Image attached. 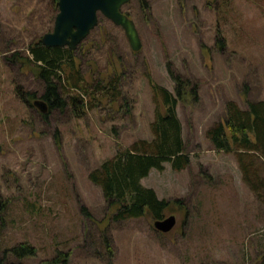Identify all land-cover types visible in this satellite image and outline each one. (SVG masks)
<instances>
[{
    "label": "rangeland",
    "instance_id": "rangeland-1",
    "mask_svg": "<svg viewBox=\"0 0 264 264\" xmlns=\"http://www.w3.org/2000/svg\"><path fill=\"white\" fill-rule=\"evenodd\" d=\"M121 11L134 22L138 51L99 12L74 48L85 80L116 76L120 97L91 99L94 107L80 117L66 105L42 118L22 100L32 92V103L42 92L31 65L6 59L29 56L27 45L51 31L57 7L51 0H0V250L20 242L35 248L5 264L249 263L264 251V201L243 182L235 154L215 150L204 131L222 119L226 100L240 108L264 101V0H129ZM169 70L197 91L175 109L188 165L172 170L164 162L140 179L168 201L163 217L175 219L160 232L149 215L111 220L112 208L87 172L115 150L151 138L148 81L172 91Z\"/></svg>",
    "mask_w": 264,
    "mask_h": 264
},
{
    "label": "trees",
    "instance_id": "trees-1",
    "mask_svg": "<svg viewBox=\"0 0 264 264\" xmlns=\"http://www.w3.org/2000/svg\"><path fill=\"white\" fill-rule=\"evenodd\" d=\"M51 1L56 5L57 0ZM27 50L29 56L21 57L13 52L6 60L31 65L33 74L42 85L39 100L46 105L45 112L40 113L42 118H46L53 108L66 105L70 106L75 117H80L86 108L94 107L92 100L113 102L120 97L116 76L95 83L85 80L79 73L74 50L65 46L44 47L39 39L28 44ZM168 73L174 85L172 91L148 81L154 101L153 117L148 125L151 138L137 139L126 148L115 150L111 157L101 160L87 172V178L99 187L107 207L112 208L109 218L113 221L144 215L152 219L162 218L168 201L158 198L152 188L140 183V179L152 168L162 170L164 162H168L172 170H181L189 163L175 109L178 99L187 95L196 97L197 84L179 73L170 70ZM15 93L23 97L18 89ZM24 95L26 99L22 100L32 106L29 99L34 97L33 93L25 92ZM223 107L222 119L213 122L204 131V136L215 150L235 154L243 182L264 201V101H246L245 107L240 108L234 101L226 100ZM5 206V200L0 199V228ZM102 239L106 251L111 252L108 238L102 236ZM34 253V247L20 242L0 250V264H5L9 256L20 260ZM247 264H264V251Z\"/></svg>",
    "mask_w": 264,
    "mask_h": 264
},
{
    "label": "water",
    "instance_id": "water-1",
    "mask_svg": "<svg viewBox=\"0 0 264 264\" xmlns=\"http://www.w3.org/2000/svg\"><path fill=\"white\" fill-rule=\"evenodd\" d=\"M129 0H57V12L50 32L39 38L44 47H67L74 50L80 41L95 26L97 12L123 30L131 51H138L141 42L134 22L121 11V6ZM40 112H45L42 100H34ZM175 223L173 215L154 219L153 227L160 232L169 231Z\"/></svg>",
    "mask_w": 264,
    "mask_h": 264
}]
</instances>
